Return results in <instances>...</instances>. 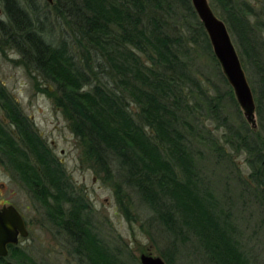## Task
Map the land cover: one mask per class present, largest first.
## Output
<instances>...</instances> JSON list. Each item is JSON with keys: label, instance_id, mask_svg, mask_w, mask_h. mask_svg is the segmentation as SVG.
Wrapping results in <instances>:
<instances>
[{"label": "trees", "instance_id": "16d2710c", "mask_svg": "<svg viewBox=\"0 0 264 264\" xmlns=\"http://www.w3.org/2000/svg\"><path fill=\"white\" fill-rule=\"evenodd\" d=\"M31 1L0 0V51L15 50L33 79L31 73L39 74L52 85L50 90L35 82L68 123L81 148L80 161L88 167L92 160L93 171L104 170L108 180L111 166L117 167L119 209L127 215L123 186L150 208L173 250L194 242L207 264H255L231 215L204 185L200 148L231 164L225 147L245 154L250 174L243 183L264 207V139L257 128L221 117L222 96L210 99L193 79L188 45L200 41L211 47L189 0H53L44 3L49 11L42 18ZM211 2L237 43L241 63L259 77L260 113L264 15L259 11L264 8L255 6H264V0ZM178 19L186 22L181 29ZM192 88L199 103L193 107L187 102ZM0 104L14 128L8 131L0 123V155L49 212L71 254L87 264H127L104 244L88 203L2 86ZM200 116L217 122L224 133L213 137ZM9 250L0 264H36L24 250Z\"/></svg>", "mask_w": 264, "mask_h": 264}, {"label": "rangeland", "instance_id": "374dc122", "mask_svg": "<svg viewBox=\"0 0 264 264\" xmlns=\"http://www.w3.org/2000/svg\"><path fill=\"white\" fill-rule=\"evenodd\" d=\"M246 1L254 4V0ZM31 2L37 4L41 18L42 12L49 11L44 7V0ZM208 3L210 7L213 4L211 0H208ZM255 8L259 11L264 6L258 4ZM50 11L53 14L54 11ZM261 13L264 15V12L259 11V14ZM1 17L4 18L0 4ZM217 17L220 18L218 15ZM177 22L179 29L186 23L180 19ZM230 36L240 61L243 62L237 43L231 34ZM188 49L187 63L193 79L207 92L210 99L217 94L222 96L219 101L221 117H225L232 125L240 126L244 123L250 128L238 105L235 107L233 92L228 83L224 82L212 50L206 49L200 41L190 43ZM19 58V54L10 48L0 51V86L11 100L18 104L30 126L61 163L76 192L88 203L87 212L104 244L113 251L116 250L120 259L127 264H140L141 255L159 257L165 264H207L194 242H186L183 245L179 243L177 250H173L169 246L168 235L155 221L150 208L123 186L121 192L127 195V198H124L127 215L119 209L114 193L116 185L120 183L119 170L117 171L115 165L111 166V178L108 180L104 178L106 177L104 170H101L100 175L93 171L92 160L87 162L88 167L80 161L81 148L69 130L68 123L52 101L39 91V88L45 87L52 90V85L43 82L39 74L31 73L36 77L33 79L19 63ZM184 61L186 62V59ZM241 64L256 105V128L264 139V99L261 101L260 113L256 100L262 85L254 69ZM36 81L41 87H35ZM230 91L234 102L230 98ZM189 92L191 96L187 98V102L191 107L199 104L195 98L197 89L192 88ZM199 119L213 137L218 138L224 133V128H218L214 120H203L201 116ZM0 123L8 131H14L1 104ZM200 151L204 185L220 201L221 208L231 215L238 229L241 244L250 260L255 264H264V207H260L251 190L243 183L248 180L250 174L246 155L233 154L225 147L226 153L231 154V159L234 160L231 164L229 161L217 159L214 155H208L205 147H201ZM11 167L0 155V200L19 211L28 231V236L19 238L16 247L29 254L36 264H87L82 258L71 254L64 233L51 221L49 212L21 182ZM163 255H167L168 262Z\"/></svg>", "mask_w": 264, "mask_h": 264}, {"label": "water", "instance_id": "95a60500", "mask_svg": "<svg viewBox=\"0 0 264 264\" xmlns=\"http://www.w3.org/2000/svg\"><path fill=\"white\" fill-rule=\"evenodd\" d=\"M49 5L53 0H44ZM191 6L208 38L213 56L230 86L245 121L256 129V105L240 58L226 24L217 17L208 0H190ZM28 236L26 223L18 210L10 205L0 209V258L8 255V246ZM140 264H165L159 257L141 255Z\"/></svg>", "mask_w": 264, "mask_h": 264}, {"label": "flooded vegetation", "instance_id": "af4514ba", "mask_svg": "<svg viewBox=\"0 0 264 264\" xmlns=\"http://www.w3.org/2000/svg\"><path fill=\"white\" fill-rule=\"evenodd\" d=\"M22 115H23V114H22ZM6 206H10V205H9L8 203H6V202H2V201L0 200V209L3 208V207H6ZM18 212H19V211H18ZM18 243H19V240H18ZM17 245H18V244H17ZM9 247H10V246H8V255H9V251H10V250H9ZM14 247H16V245H15ZM8 255H7V256H8ZM7 256L4 257V258H0V259H5V258H7Z\"/></svg>", "mask_w": 264, "mask_h": 264}]
</instances>
